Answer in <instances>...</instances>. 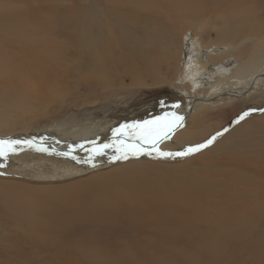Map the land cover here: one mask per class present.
<instances>
[{
  "label": "rangeland",
  "instance_id": "374dc122",
  "mask_svg": "<svg viewBox=\"0 0 264 264\" xmlns=\"http://www.w3.org/2000/svg\"><path fill=\"white\" fill-rule=\"evenodd\" d=\"M175 1L162 0L158 8L164 7L166 13L164 10L160 13L168 14L175 23L172 29L166 25L163 30L160 26L157 34L142 44L143 50L150 52L142 58L138 54H130L127 48H120L117 52L113 47V38L117 36L129 42V35L133 31L137 37L142 35L141 30H129L131 24L138 20L127 15L122 19L116 17L117 22L114 16H111L112 19L108 15L102 17L100 0H0V26L10 31L18 29L14 34L2 33L0 29V61L6 66L3 70L9 68L15 71L14 61L20 50H23L21 61L27 59L30 64L27 67L30 87L19 86L16 94L15 88L10 89V92L5 90L6 94L0 93L4 97L7 95L5 98L0 96L3 101L0 102V138L44 134V131H55L60 126L56 132L65 137L74 136L76 140L79 134L91 132L105 136L102 138L104 140L122 125L155 119L162 108L172 110L176 105L182 107L188 103L187 96L182 95L177 84L180 77L178 65L183 56L180 37L184 33H196L203 47L228 43L238 45L247 38H255L249 34L250 26L262 28L264 25L262 18L257 21L244 20L245 16L257 18L255 15L262 11L260 0L253 3L251 0L236 1H243L241 4L232 0L218 2L216 11H205L197 0H189L190 3L188 0H179L178 8L184 10V16L187 17L180 16V19L169 14L177 4ZM121 9L128 11L129 8ZM144 12L152 15L153 20L165 21L156 11ZM91 18H94L97 26H101L102 33L98 32L97 35L95 27L82 26L83 23L89 24ZM118 24L122 30L120 33L114 30ZM107 29L109 31L104 32ZM22 39L24 42H20ZM90 43L100 53L109 51L115 54L117 61L110 59L108 62L106 59L109 74L102 73V69L91 71V76L84 74L86 69L81 58V46L94 47ZM261 50L247 41L236 51L235 56L243 62L252 60L256 63V55ZM225 59L218 56L212 62L220 63ZM96 78L99 82H96ZM20 91L23 97L19 96ZM27 91L31 92H28L30 95ZM183 91L192 96L187 87ZM193 98H197V95ZM261 109H264L262 86L248 89L241 96L221 104L205 107L197 104L193 114L170 140L160 144V152L175 153L204 144L214 136L216 139L208 147L185 157H176L171 162L155 161L156 155L126 163L131 158L119 159L117 166L81 177L42 182L39 180L41 176L56 179L62 175L61 171L74 172L77 167L36 155L26 156L23 152L0 158V176H3L0 177V264H102L111 253L110 246L103 242L75 247L62 243L59 246L61 243L51 240L53 235L47 236V232L50 229L52 231L51 227L58 225L64 217L76 215L77 210H90L92 205L102 202V196L113 197L129 190H157L156 194L173 201L196 193L199 197L207 195L205 187L214 184L218 186L217 191L207 195L211 201L219 199L223 190L232 193L233 198H239L236 193L241 192L240 195H243V190L229 183L222 184L226 172H238L239 167L231 162L233 159L245 163L244 170L239 171L245 178L264 184L256 177L259 175L254 169L255 165L264 163V111ZM246 111L250 114L236 123ZM129 145V142H119L115 148L120 150ZM120 156L122 154L118 153L117 157ZM231 216L237 224L239 217L234 213L228 212L222 218L209 214L194 218L196 225L201 226L199 230L196 228L188 233L180 226L173 229V233L164 234L160 241L161 257L153 264H159L161 260L173 263L178 258L195 263L202 251L224 252L225 256L229 255L232 264H246V261L264 264L261 260L252 261L249 252L234 250L233 245L240 240L236 227L225 226L222 230L223 225L220 223ZM152 234L149 232L145 236L144 239H148L145 243L151 241L154 245L157 237ZM172 234L175 237L178 235V239H173ZM114 256L118 262L107 264H131L132 261L143 264L139 262L138 256Z\"/></svg>",
  "mask_w": 264,
  "mask_h": 264
},
{
  "label": "bare ground",
  "instance_id": "6f19581e",
  "mask_svg": "<svg viewBox=\"0 0 264 264\" xmlns=\"http://www.w3.org/2000/svg\"><path fill=\"white\" fill-rule=\"evenodd\" d=\"M226 1L227 0H197L198 5L203 7L205 11H216V4L218 2L226 3ZM230 1L231 0H229V2ZM232 1L237 3V0ZM100 2L102 3L103 8H101V14H99L102 15V17L108 15V17L112 19L111 16H114V21L117 22L116 17L120 16L122 19L123 16L127 15L131 16L134 20H138L136 23L131 24V27H129L131 29H127L130 31L141 30L140 32L142 35L139 34V37H137L136 33L133 31V33L129 35V42L123 38L120 39V36H117L116 39L113 38V47L116 48L117 52L120 48H127L130 51V54H138V56L144 58L145 55L150 52L148 53L143 50L142 44L145 41L152 39L151 37L157 34L160 26L163 30L166 25H168L169 29H172V24L175 23V21L171 20V16L168 14L162 15V13H160L164 10V7L158 8L162 5V0H100ZM242 2L243 1L238 2L237 4H241ZM250 2L253 3L255 0H251ZM260 2L262 3V11L255 15L257 18L245 16L244 20L255 21L256 19L257 21L261 18L264 19V0H260ZM174 3H177V7L175 6L174 8H171L173 9L171 11L169 9V14H173L175 18L178 19H180V16L187 18L184 16L185 11L181 10L180 7L178 8L180 1L177 0ZM121 7H127L129 9L128 11H125L124 9H121ZM139 9L144 11H156V13L162 15L163 20L165 21L161 22L162 20L158 19L153 20L152 18L154 17H152V15H149L144 11L139 12ZM154 12L152 13L154 14ZM163 12H165V10ZM245 14H247V12ZM90 20L91 22L89 24L83 23L82 26L92 28L95 27V29H97V35L98 32L99 34L102 33L103 31L101 32V26H97L95 24L94 18H91ZM177 22L182 21L177 20ZM155 27H157V30H155ZM109 28L114 29L113 27ZM0 29H2V33L6 34H14L18 31V29H12L10 31L1 26ZM29 30L31 29H28V31ZM114 30L119 33L122 32L120 25L115 27ZM107 31L109 30L107 29L104 32ZM249 34L255 38H247L242 42L240 41L241 43H238V45L235 44L236 46L228 43L225 45L203 47L197 34L190 31L184 33V35L180 37V42L183 45V56L178 65L180 69V77L177 84L182 91V95L187 96L186 98L188 103L182 107H172V110H165V108H162L155 119L144 120L154 121L157 120V118H162L158 125L148 126L154 129V135L159 134L162 137L155 143L152 138H144L146 134L142 129L134 127H125L113 130L111 132V136L105 138L104 140L102 138L105 136L93 134L91 132L79 134L77 136L78 138L75 140L73 138L74 136L65 137L64 134L56 132L60 127L57 126L55 131L52 129L48 130L49 132H46V130L44 131V134L29 136L19 134L17 136H11L3 139L0 138V140L21 141V143L14 146L16 149L14 152H9L5 157L0 158L5 159L7 156L14 154L19 155V153L23 152V155L26 156L36 155L42 159L47 158L60 162H66L67 164H72L77 167V170L74 172L72 170L61 171L60 174L62 175L56 179H53V177L50 176H41L39 180L42 182H52L55 180L64 181L77 178L79 176L81 177L82 175H86L94 171L117 166L119 165V159H117L118 153H121L122 156L127 153V158H131L124 163L135 159H147L152 157V155H156V158L154 159L155 161L171 162L172 158H163L157 155V153L160 152V144L170 140L171 136L182 126L183 122L189 118L191 114H193V110L197 104H200L203 107L221 104L226 100L229 101L232 100V98L241 96L243 93L248 92V89H255L259 86L264 87V49L262 48L264 45V25L262 28H254V25L250 26ZM174 35L176 36V33H174ZM176 39L179 38L176 37ZM247 41H251L255 46L262 49L256 55V63L252 60L243 62L235 56L236 51H238V49L241 48ZM20 42H24V40L22 39ZM92 45L94 46V44ZM23 46L25 45L23 44ZM99 53L100 52L97 51L95 46L87 48H85L84 44L81 46V58L85 63L84 67L86 69L84 74L91 76V71L99 69H102V73L107 74L108 62L110 59L117 61L113 52L104 51V54L102 52L100 54ZM22 54L23 50H20L18 58L15 57L16 60L14 62L16 66H13L14 62H12V66L15 68V71L10 70L9 68L3 70L6 66H3V63L1 62L2 60L0 61V71H3L0 73V86H4L6 88L0 87L3 89H0V93H5V90L10 92V89L15 88L14 94H16V89L18 92L19 86L30 87V74L27 73V67L30 64H28L27 59L21 61ZM107 56L109 58H107ZM218 56L226 59L220 63L212 62L213 58ZM106 59H108V62ZM38 61L42 62L41 60ZM88 76L86 77L88 78ZM96 82H99L97 78ZM185 87L188 88L192 96H188V93L183 91ZM204 91H206V94H204ZM28 92L29 91H27V94L31 93ZM8 94L10 95V93ZM21 94L22 93L20 91L19 96L23 97L24 95L21 96ZM194 95H197V98H193ZM5 97H7V95H5ZM5 97L3 95V98ZM1 98L0 102L3 103ZM18 100H21V98ZM33 102L31 103L33 104ZM17 103L19 104V102ZM29 105L32 106L31 104ZM22 106L24 107V105ZM26 109L29 108L26 107ZM176 117H182L183 119L176 121ZM165 123L171 125L178 123L179 126L173 127L172 130L169 131L167 128L162 127ZM128 125H134V123ZM24 141L29 143H23ZM119 142H129L130 145L118 150L119 148L115 147ZM103 145H108L109 147L105 149L103 148ZM124 145L125 144L119 147L121 148ZM133 147H135V149H139L140 154H133V150L131 149ZM113 149H115L116 152H114ZM101 151L103 152L102 155L97 154ZM64 153H68V155H64ZM7 159H9V157ZM236 160L233 159L231 162L234 163V166L239 167L240 169L237 168L238 172L231 170L226 172L227 174L225 175V180H222V184L229 183L230 185L243 190L245 192L243 195H240L241 192L236 193L239 194V198H233L232 193H227L223 190L219 199L211 201V198L207 195H211L213 192L217 191L218 186L214 184L207 185L205 187V194L207 195H201L199 197L196 193L193 196L183 197L182 199L173 201H171L170 198L156 194L155 192H158L157 190H150L147 192L129 190L124 194L119 193L117 196L113 197L102 196L103 199L100 198L102 202L98 201L97 203V201H94L97 204L92 205L90 210H77L76 215L72 214V216L69 215L64 217L60 220L58 225L51 227L52 231L50 229L47 232V236L53 235L51 240L54 241V243H61L59 246L62 245V243L66 246L68 245L69 247H75L77 245H95L98 242H103L105 245L110 246L109 250L111 253L106 256L102 264L117 263L118 261L114 255L138 256L139 262L143 264H153L161 257L160 241L164 234L173 233L172 230L180 226L186 232L191 233L196 228H198V230L201 229V226L196 225L194 218H203L209 214L214 215L216 218H222L230 212L239 217L237 224L233 220L232 216L222 219L220 223L223 225L222 230L225 226L236 227V232L239 235L240 240L233 245L234 250L249 252L252 261L261 260L264 262V189H261L264 187V184H262L259 180L247 179L239 173L240 170H244L245 163L238 159ZM239 164L243 166H240ZM254 169L259 175L256 177L260 178L264 182V163L255 165ZM34 181L38 180H35L34 178ZM249 197L251 199H249ZM213 211H216L215 214ZM54 231L59 232L53 233ZM149 232H152V235H156L157 237V241L154 242V245L151 244V241L148 244L144 242L145 240L148 241V239L144 238L145 236L147 237ZM171 237H173V239L177 237L178 239V235L175 237L174 234H172ZM75 238L80 242L77 243ZM250 263V261H246V264ZM131 264L138 263L132 261ZM159 264H232V261L229 255L225 256L224 252L216 251L205 253L202 251L197 255L195 263L192 260L178 258L173 263L161 260Z\"/></svg>",
  "mask_w": 264,
  "mask_h": 264
},
{
  "label": "snow or ice",
  "instance_id": "6c2138e0",
  "mask_svg": "<svg viewBox=\"0 0 264 264\" xmlns=\"http://www.w3.org/2000/svg\"><path fill=\"white\" fill-rule=\"evenodd\" d=\"M161 106H163V101H161ZM175 107H178V105H176ZM252 111H255V109H253ZM261 111H264V109H261ZM250 114V112H244L236 121V123H239L240 120H243L246 116H248ZM162 118H157V120L154 121H143L141 122H135L134 125H122L121 128H125V127H134L137 129H142L143 132L146 134L145 135V139L148 138H152L154 143L156 141H158L159 139H161L162 137L159 134H153L154 133V129L148 127L149 125H158L159 121ZM182 117H176V121H180L182 120ZM179 124H175V125H171L168 123H165L162 127L163 128H167L169 131L172 130L173 127H178ZM217 135H220L219 133ZM216 137H212L211 139L207 140L204 144H199L196 145L195 147H188L183 151H179V152H158L157 155L159 157H163V158H172L175 159L176 157H185L188 156L192 153L198 152L203 148L208 147V145L212 144L213 141H215ZM21 143V141H16V140H0V157H5L9 152H14L15 149V145ZM23 143H29L27 141H24ZM108 145H103V148H108ZM97 154L102 155L103 152H98ZM133 154H140V150L139 149H134L133 150ZM64 155H68V153H64ZM127 153H125L123 156L117 157V159H126L127 158ZM74 158V157H73ZM2 174V173H0Z\"/></svg>",
  "mask_w": 264,
  "mask_h": 264
}]
</instances>
